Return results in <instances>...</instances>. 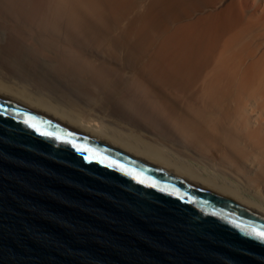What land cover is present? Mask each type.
I'll return each instance as SVG.
<instances>
[{
  "label": "bare ground",
  "instance_id": "bare-ground-1",
  "mask_svg": "<svg viewBox=\"0 0 264 264\" xmlns=\"http://www.w3.org/2000/svg\"><path fill=\"white\" fill-rule=\"evenodd\" d=\"M0 94L264 216V0H0Z\"/></svg>",
  "mask_w": 264,
  "mask_h": 264
},
{
  "label": "water",
  "instance_id": "water-1",
  "mask_svg": "<svg viewBox=\"0 0 264 264\" xmlns=\"http://www.w3.org/2000/svg\"><path fill=\"white\" fill-rule=\"evenodd\" d=\"M264 216L0 94V264H264Z\"/></svg>",
  "mask_w": 264,
  "mask_h": 264
},
{
  "label": "snow or ice",
  "instance_id": "snow-or-ice-1",
  "mask_svg": "<svg viewBox=\"0 0 264 264\" xmlns=\"http://www.w3.org/2000/svg\"><path fill=\"white\" fill-rule=\"evenodd\" d=\"M257 235H259L261 238H264V232H258Z\"/></svg>",
  "mask_w": 264,
  "mask_h": 264
}]
</instances>
